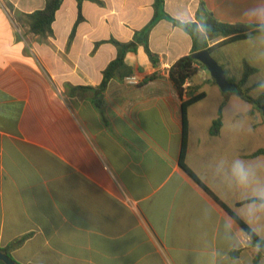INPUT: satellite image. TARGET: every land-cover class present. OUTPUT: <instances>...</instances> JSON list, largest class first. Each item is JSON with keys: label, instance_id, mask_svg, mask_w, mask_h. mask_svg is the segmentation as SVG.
I'll return each mask as SVG.
<instances>
[{"label": "crops", "instance_id": "1", "mask_svg": "<svg viewBox=\"0 0 264 264\" xmlns=\"http://www.w3.org/2000/svg\"><path fill=\"white\" fill-rule=\"evenodd\" d=\"M99 1H82L83 19L75 26L77 1L61 0L52 35L41 37L30 32L26 16L43 9L44 0H0V249L18 264H253L255 243L178 166L181 102L189 88L180 97L168 71L191 53L190 36L157 18L148 34L157 64L138 45L100 95L102 72L117 53L110 40L132 41L154 18L155 0ZM254 2L163 0L162 10L204 33L209 17L249 25L241 13ZM255 37L212 55L235 82L244 62L254 67L247 86L255 84L248 82L259 65L244 57L236 66L220 52ZM152 74L157 77L145 81ZM128 75L141 83H124ZM196 75L189 87L205 98L187 109L185 163L245 223L239 203L250 199L251 189L237 187L229 169L239 158L264 181V156L250 157L264 147L251 146L234 120L225 126L227 96L204 67ZM203 87L223 94L203 131L218 140L213 143L202 140L189 118L208 99ZM221 105L222 126L211 136ZM250 110L234 119L247 117L255 132L264 122L258 116L253 125ZM254 233L264 239V225Z\"/></svg>", "mask_w": 264, "mask_h": 264}, {"label": "trees", "instance_id": "2", "mask_svg": "<svg viewBox=\"0 0 264 264\" xmlns=\"http://www.w3.org/2000/svg\"><path fill=\"white\" fill-rule=\"evenodd\" d=\"M45 6L41 10H37L28 14L26 17L29 20V30L35 35L41 37H47L52 35L51 24L54 21L55 14L60 7L61 0H44ZM77 1V20L75 26L82 21L81 16V3L83 0ZM91 2H95L98 4H102L99 0H89ZM163 0H155L154 2V18L147 24L142 30L135 32L133 36V40L127 43H122L116 40H110L117 50L116 57L106 66V68L102 72V80L100 85L97 88V91L101 95L106 89L109 81L125 66L124 59L127 53L136 52L137 46L141 45L153 66L157 64V56L153 54L148 47V34L152 26L155 24L157 18H164L169 20L173 25L182 29L185 33H187L192 41V49L189 55L183 56L179 58L174 64L169 68L168 76L169 80L176 88L180 97L183 96L182 85L186 80L192 79L199 71V68L204 67L199 62L195 61L192 58V54L201 51L203 49H207L213 55L215 49L223 47L225 45L248 39L251 35L258 34L257 31L251 27L250 25H237V24H224L215 21L211 17L207 19L206 27L210 29L204 33H201L195 23L191 22H181L177 19H174L168 15H166L162 10ZM222 37L223 40L219 43L208 46V42L215 38ZM205 68V67H204ZM256 69L250 66L247 62L243 63V74L241 78L235 82L230 79L227 75V81L236 85L237 92L235 94L239 95L244 101L251 105L250 116L252 118V124L254 125L256 122V118L261 116L264 122V92L260 93L257 97H252L250 95V91L256 88V84L247 86V81L249 76L254 74ZM157 77L156 74H152L147 76L145 81L153 80ZM211 81L214 83L213 79ZM82 89H87L86 87H81ZM197 88L195 86L189 87L188 97L187 99L181 102V118H182V137H181V149L178 157V166L180 169L197 185L203 192H205L218 206H220L231 218L239 224V226L245 231L246 234L250 232L249 227L224 203H222L211 191L208 187H206L199 178L189 169V167L185 163V152H186V144H187V132H188V124H187V109L192 105L200 102L205 98L204 92L196 93ZM255 120V121H254ZM222 126V105L218 109L217 117L213 120L211 127L209 129V134L211 136H216L219 133V130ZM263 155L264 149H258L250 157H255ZM249 200L243 201L239 203V205H243L248 203ZM250 239L256 244L257 242L264 248V239L259 238L254 232ZM23 239L15 241L11 246H18L21 244ZM0 253H8V249H0ZM237 251H235L232 256H235ZM264 254L255 256L253 260V264H259L260 257ZM8 255V254H7ZM0 264H4L0 261Z\"/></svg>", "mask_w": 264, "mask_h": 264}, {"label": "rangeland", "instance_id": "3", "mask_svg": "<svg viewBox=\"0 0 264 264\" xmlns=\"http://www.w3.org/2000/svg\"><path fill=\"white\" fill-rule=\"evenodd\" d=\"M220 54H226L229 58L232 59L235 64L239 62L241 58L245 57L252 65H259L260 72L249 80V85L254 83L257 85V82L260 79H264V43H262L258 38L255 37L245 42L243 41L226 46L222 49V52H220ZM249 55H254L255 60H253ZM213 57L215 58V60L220 62L219 55H214ZM238 65L239 64L237 63L236 66ZM193 79L194 81H197L199 80V76L196 75ZM202 90L205 92H209L207 91L206 87H203ZM260 93L262 92H257L256 88L250 91V95L254 98L257 97ZM208 94L209 95L207 101L195 105L189 111V118L192 124H196L198 126L197 131L202 140L204 136V138L211 143L218 141L216 138H212L209 135H203V131L205 127L210 126L211 119L215 115L216 108L213 107V103L218 102L217 96L220 97L224 94L227 96V107L225 110L226 117L224 122L225 126H230L231 120H234V123L240 126L241 134L243 133V135H245V137L247 138L249 133L251 146H254L256 148L264 147V124L258 127L255 132H252V130L249 128V119L247 117H239L237 119H234V115H236L237 113L246 112L250 109L251 105L249 103L244 101L239 95L232 92H223V94H220L218 88L214 90V93L209 92ZM260 117L261 116H259V118ZM227 134L228 133L225 134L226 140L228 139Z\"/></svg>", "mask_w": 264, "mask_h": 264}, {"label": "clouds", "instance_id": "4", "mask_svg": "<svg viewBox=\"0 0 264 264\" xmlns=\"http://www.w3.org/2000/svg\"><path fill=\"white\" fill-rule=\"evenodd\" d=\"M241 15L257 31V38L264 43V0H255L251 6L242 11ZM209 30L206 27V31ZM256 90L264 92V79L257 82ZM222 167L223 162L218 165V169ZM229 171L237 187L251 189L249 202L244 205L243 211L244 221L250 229L247 237L250 238L258 226L264 225V181L257 178L256 170L251 164L239 158L232 161ZM253 251L259 255L264 252V248L257 242L253 246ZM233 264H238V261L234 260Z\"/></svg>", "mask_w": 264, "mask_h": 264}, {"label": "water", "instance_id": "5", "mask_svg": "<svg viewBox=\"0 0 264 264\" xmlns=\"http://www.w3.org/2000/svg\"><path fill=\"white\" fill-rule=\"evenodd\" d=\"M192 58L206 68L211 79L222 92H237L236 85L227 81L223 68L213 58L209 50L198 51L192 54ZM0 261L4 264H18L5 253H0Z\"/></svg>", "mask_w": 264, "mask_h": 264}, {"label": "built area", "instance_id": "6", "mask_svg": "<svg viewBox=\"0 0 264 264\" xmlns=\"http://www.w3.org/2000/svg\"><path fill=\"white\" fill-rule=\"evenodd\" d=\"M123 81L124 83L128 84V85H134V86H137L139 85L141 82L133 75H128V76H125L123 78ZM189 88V83H188V80H186L184 82V84L182 85V89H183V93H186L187 90Z\"/></svg>", "mask_w": 264, "mask_h": 264}]
</instances>
